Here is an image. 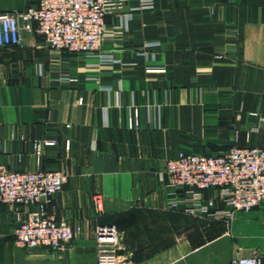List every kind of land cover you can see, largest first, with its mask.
I'll return each instance as SVG.
<instances>
[{"label": "crops", "instance_id": "crops-1", "mask_svg": "<svg viewBox=\"0 0 264 264\" xmlns=\"http://www.w3.org/2000/svg\"><path fill=\"white\" fill-rule=\"evenodd\" d=\"M39 1L0 0V13ZM106 30L105 62L28 31L0 47V163L65 172L49 210L84 229L61 250H25L15 230L26 209L0 204V264H96L104 225L137 264L263 252L264 202L229 223L198 217L170 207L159 173L181 153L264 147V0H126Z\"/></svg>", "mask_w": 264, "mask_h": 264}, {"label": "built area", "instance_id": "built-area-1", "mask_svg": "<svg viewBox=\"0 0 264 264\" xmlns=\"http://www.w3.org/2000/svg\"><path fill=\"white\" fill-rule=\"evenodd\" d=\"M125 1L40 0L36 7L0 13V47L21 45L23 31H28L42 36L54 50L105 62L100 50L109 37L106 18ZM133 114L138 125L139 109ZM41 145V141L35 143L38 152ZM159 179L169 191L171 208L229 223L237 212H251L264 202V147H232L220 154L181 153L167 160ZM67 182V174L60 170L18 171L0 163V204L27 211L15 230L17 247L57 251L83 233L82 225L58 220L49 210ZM94 203L102 211L101 195ZM95 235L100 245L96 264H137L118 253L116 226H98ZM231 264H264V251L235 257Z\"/></svg>", "mask_w": 264, "mask_h": 264}, {"label": "rangeland", "instance_id": "rangeland-1", "mask_svg": "<svg viewBox=\"0 0 264 264\" xmlns=\"http://www.w3.org/2000/svg\"><path fill=\"white\" fill-rule=\"evenodd\" d=\"M120 240H119V242H118V244H117V246L120 248L121 246H120ZM122 250L123 249H121L120 248V250H119V254H123V255H126V256H128V257H130V258H132L134 261H135V257H136V255H133L132 253H126V252H124V253H122ZM136 262V261H135Z\"/></svg>", "mask_w": 264, "mask_h": 264}]
</instances>
